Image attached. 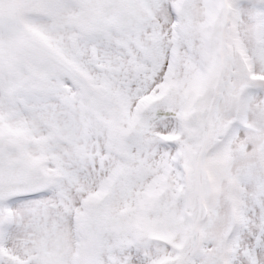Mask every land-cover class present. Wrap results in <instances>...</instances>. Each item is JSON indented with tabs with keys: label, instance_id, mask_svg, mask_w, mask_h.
<instances>
[{
	"label": "snow or ice",
	"instance_id": "1",
	"mask_svg": "<svg viewBox=\"0 0 264 264\" xmlns=\"http://www.w3.org/2000/svg\"><path fill=\"white\" fill-rule=\"evenodd\" d=\"M0 264H264V0H0Z\"/></svg>",
	"mask_w": 264,
	"mask_h": 264
}]
</instances>
